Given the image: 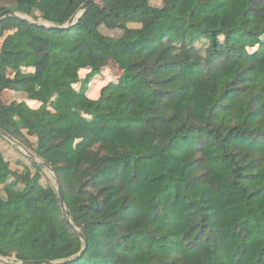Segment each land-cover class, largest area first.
I'll return each mask as SVG.
<instances>
[{
	"label": "trees",
	"instance_id": "1",
	"mask_svg": "<svg viewBox=\"0 0 264 264\" xmlns=\"http://www.w3.org/2000/svg\"><path fill=\"white\" fill-rule=\"evenodd\" d=\"M86 1L0 0V13L62 27ZM152 1L97 0L66 31L0 21V129L39 161L0 150V258L264 264V0ZM110 63L118 84L82 103ZM7 90L39 107L5 104Z\"/></svg>",
	"mask_w": 264,
	"mask_h": 264
},
{
	"label": "rangeland",
	"instance_id": "2",
	"mask_svg": "<svg viewBox=\"0 0 264 264\" xmlns=\"http://www.w3.org/2000/svg\"><path fill=\"white\" fill-rule=\"evenodd\" d=\"M98 1L103 3L106 0H98ZM151 4L153 6H162V0H153ZM24 16L26 18H28L30 21L31 20L35 21L29 16H26V15H24ZM39 21H42V20H39ZM39 21H37V22H39ZM101 31H102V33H104L106 35H110V36H118L121 33V31H118V30L109 31V30H106L105 28H102ZM3 40H4V37H0V48H1ZM262 44H264V39L262 40ZM30 73H32V72H30ZM89 73H90V70L85 66H79V67L75 68V76L77 79V83L75 84L74 88L76 91L79 92V91L84 89L82 81L86 78V76ZM28 74H29L28 71H25L23 69L21 70V69H18L16 67H11V69L9 70V75L13 79H17L20 76H26ZM121 77H122V71L119 69V67L114 63H110L109 65L104 67L101 70L100 74L92 80V82L88 85L87 88H85V91H83V93H82L81 102L85 103L89 100H92V101L98 100V98L101 95V92L111 84H114V85L118 84ZM23 84H25V83L21 82V85H23ZM130 92L133 93L134 90H131ZM2 99H3V102L5 104H9V103L15 101L19 104H24V106H26L27 109L33 110V109H37L39 107L38 103L28 100L27 94H24V93L22 94V93H19L16 91H11V90L5 91L2 95ZM60 105H62L60 100L56 99L55 101H53L51 103V108H50L51 112H56L57 110H59ZM134 110H136V107ZM72 115L84 128L91 129L92 123H91L90 118L83 116L79 112H73L72 111ZM1 138H0V150L4 153L5 157L13 164V166H17L16 158L18 160L20 158L25 160L22 156L27 158V156L17 146L12 145L6 139H4V138L1 139ZM3 139L6 140V142H8L9 145L5 141H3ZM83 147H84L83 141H77L74 145V149L76 151H81L83 149ZM52 172L49 171L48 169L43 170L42 174L44 177H42V180H41V183L43 186L47 187L48 185H53V186L56 185V181L54 179ZM5 260L7 262H13V260H8V259H5Z\"/></svg>",
	"mask_w": 264,
	"mask_h": 264
},
{
	"label": "water",
	"instance_id": "3",
	"mask_svg": "<svg viewBox=\"0 0 264 264\" xmlns=\"http://www.w3.org/2000/svg\"><path fill=\"white\" fill-rule=\"evenodd\" d=\"M97 0H87L84 4H82L80 6V8L77 10V12L71 17V19L68 21V23L64 26H55L52 24H49L45 21H30L28 18H26L24 15L20 14V13H16L14 11L11 10H6L3 11L2 13H0V21H2L3 19L10 17V18H16L19 19L21 21H26L29 22L31 24L37 25V26H41V27H47L49 29L52 30H56V31H66L69 30L71 27H73L78 21L79 19L83 16V14L96 2ZM0 136L4 139H6L8 142H10L12 145L17 146L31 161H33L36 164H39V162L36 160V158L28 151V149L21 143H19L18 141H16L13 137H11L9 134H7L5 131L0 129ZM49 171L52 172V170L48 167H46ZM54 179L56 181V175L52 172ZM57 191H58V196H59V203H60V207L64 213V215L66 216V207H65V203H64V199H63V194H62V189H61V185L59 183H57V187H56ZM70 226L72 230H75L78 234V236L80 237L82 244H83V248L81 250V252L79 253L78 257H82L83 254L85 253L86 249H87V240L86 238L79 232V230H76L75 227L73 226V224L70 222ZM0 262L3 264H46L48 262H23V263H14V262H7L5 259L0 258ZM65 261H58V262H49V264H64Z\"/></svg>",
	"mask_w": 264,
	"mask_h": 264
}]
</instances>
